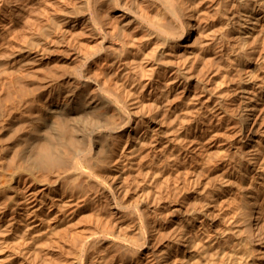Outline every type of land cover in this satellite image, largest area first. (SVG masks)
Here are the masks:
<instances>
[{"label": "bare ground", "instance_id": "6f19581e", "mask_svg": "<svg viewBox=\"0 0 264 264\" xmlns=\"http://www.w3.org/2000/svg\"><path fill=\"white\" fill-rule=\"evenodd\" d=\"M202 2L29 1L0 90V264H264V0H219L212 37Z\"/></svg>", "mask_w": 264, "mask_h": 264}, {"label": "rangeland", "instance_id": "374dc122", "mask_svg": "<svg viewBox=\"0 0 264 264\" xmlns=\"http://www.w3.org/2000/svg\"><path fill=\"white\" fill-rule=\"evenodd\" d=\"M29 1L30 0H0V36H1L0 39L3 40V41L0 40V44L3 43L0 46L1 47L4 46V48L10 49L9 51L15 52L14 60H12V61L9 60V62L4 61V60L0 61V77H1L0 82H3V83H1L3 86L0 87V90L2 88L3 89L5 88L4 90H12L13 88H15L14 85H12L10 83V78L12 77V75L8 76L5 73V71H7V69L11 66L10 65L11 63H13L14 61L16 63L24 57L23 50H22L23 40L22 39L18 40L19 38L17 40L16 39L14 40L13 37H15V35L17 34V32H15V31H17L16 29H20V27L23 26V19H24V14L26 11L25 9H27L25 7L28 6ZM218 3H219V0H203L202 7H201V13H199L197 15L198 21L205 22L207 25H210V27L208 28V31L211 35L210 37H212L214 34L219 33V28H220L222 17H220V15H218L215 12V9L217 8ZM18 13H19V15H17ZM20 13H21V15H20ZM16 16H18V17H16ZM133 30L136 32L137 36L138 35L143 36L145 33V30H141L140 28H135ZM138 39H140V38H138ZM4 41L6 44L8 42V45L9 46L11 45V46L7 47L8 45L6 46V44H4ZM237 50L239 52H241L240 48L236 49V52H237ZM210 56H211V58H214V53L213 54L211 53ZM159 60H160V58H159ZM16 88H18V87H16ZM256 120H258L257 115L255 117L253 116L252 119L250 120V122L246 128V131H245L244 140H246L247 137L254 130V128L256 126ZM223 130L224 129H220L218 131V135H217L215 141H217L219 138L220 139L222 138L221 136H222ZM217 142H219V141H217ZM214 149H215V147H213L211 149V151L214 152ZM232 149L233 148H231V147H227V148L225 147L224 151L220 152L219 156H215V157L221 158L224 155L232 156V154H233ZM246 152H247V150H244L242 153L238 154L239 158L241 157V159H242L243 155ZM219 163H221V161ZM244 186H246V183L244 184ZM170 203L171 204L169 207H167L166 209H163V211L165 213H168L167 217L169 218L166 221V224H168V225L170 224L169 225L170 227L169 226L167 227V231L172 228L175 215L178 213L183 214L187 210V207L192 205V202L189 199L188 194H185V196H183V197H182V195L181 196L178 195ZM164 235H166V234L164 233Z\"/></svg>", "mask_w": 264, "mask_h": 264}]
</instances>
